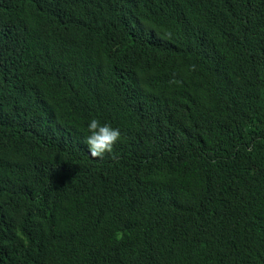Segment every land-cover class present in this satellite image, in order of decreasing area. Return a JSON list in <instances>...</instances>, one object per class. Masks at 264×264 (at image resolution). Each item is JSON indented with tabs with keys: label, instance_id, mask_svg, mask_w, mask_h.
Returning <instances> with one entry per match:
<instances>
[{
	"label": "trees",
	"instance_id": "1",
	"mask_svg": "<svg viewBox=\"0 0 264 264\" xmlns=\"http://www.w3.org/2000/svg\"><path fill=\"white\" fill-rule=\"evenodd\" d=\"M0 264H264V0H0Z\"/></svg>",
	"mask_w": 264,
	"mask_h": 264
},
{
	"label": "clouds",
	"instance_id": "2",
	"mask_svg": "<svg viewBox=\"0 0 264 264\" xmlns=\"http://www.w3.org/2000/svg\"><path fill=\"white\" fill-rule=\"evenodd\" d=\"M192 70L195 65H192ZM90 135L86 139V145L91 158L103 159L105 154H113L115 145L121 139L118 128H112L108 124L101 125L98 119L93 118L88 126Z\"/></svg>",
	"mask_w": 264,
	"mask_h": 264
}]
</instances>
